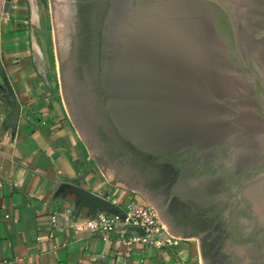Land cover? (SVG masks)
<instances>
[{
  "label": "water",
  "instance_id": "obj_1",
  "mask_svg": "<svg viewBox=\"0 0 264 264\" xmlns=\"http://www.w3.org/2000/svg\"><path fill=\"white\" fill-rule=\"evenodd\" d=\"M50 1L67 111L98 167L112 185L143 195L172 235L199 238L202 264H212L201 237L173 232L154 200L125 182L115 153L111 163L96 158L112 142L88 139L70 113V0ZM100 52L102 111L117 138L170 167V195L220 227L225 264H264V0H108ZM84 196L92 216L120 211Z\"/></svg>",
  "mask_w": 264,
  "mask_h": 264
},
{
  "label": "crops",
  "instance_id": "obj_2",
  "mask_svg": "<svg viewBox=\"0 0 264 264\" xmlns=\"http://www.w3.org/2000/svg\"><path fill=\"white\" fill-rule=\"evenodd\" d=\"M0 0V264H202L199 238L165 249L123 246L85 228L84 193L121 204L43 74L29 0ZM9 216V217H7ZM132 232H126L130 236Z\"/></svg>",
  "mask_w": 264,
  "mask_h": 264
},
{
  "label": "flooded vegetation",
  "instance_id": "obj_3",
  "mask_svg": "<svg viewBox=\"0 0 264 264\" xmlns=\"http://www.w3.org/2000/svg\"><path fill=\"white\" fill-rule=\"evenodd\" d=\"M68 3L70 16L68 12V16L63 17V22L68 31L64 40L67 80L75 104L69 105L70 113L77 120H83L87 126L85 134L88 139L91 137L94 142H101V139L109 138L112 142L100 147L101 152L98 150L96 158L103 155L108 160L107 157L110 158L115 153L116 161L112 165L121 172L126 171L125 178L128 177L130 182H125L154 200L170 229L178 234L201 237L207 260L212 264H225L218 244L220 227L203 212L194 211L172 197L170 191L175 178L174 172L171 170V173H164L158 167L160 164L148 162L123 143L114 134L103 114V97L98 88L99 61L108 0H70ZM107 162L111 163L110 160Z\"/></svg>",
  "mask_w": 264,
  "mask_h": 264
},
{
  "label": "built area",
  "instance_id": "obj_4",
  "mask_svg": "<svg viewBox=\"0 0 264 264\" xmlns=\"http://www.w3.org/2000/svg\"><path fill=\"white\" fill-rule=\"evenodd\" d=\"M111 202L120 209L119 213L98 212L96 216H90L86 220L85 228L101 235L104 240L118 234L123 246L135 247L140 244L165 249L177 244L176 238L169 235L160 215L151 204L135 199L125 204L117 199ZM128 231L132 232L130 236L125 235Z\"/></svg>",
  "mask_w": 264,
  "mask_h": 264
},
{
  "label": "rangeland",
  "instance_id": "obj_5",
  "mask_svg": "<svg viewBox=\"0 0 264 264\" xmlns=\"http://www.w3.org/2000/svg\"><path fill=\"white\" fill-rule=\"evenodd\" d=\"M29 1L31 5V10H29L30 11L29 19L33 23L32 30H33L35 46L36 47L38 46V48L40 49L41 56L43 57V74L45 75V80L49 84L50 90L53 92V94L58 99L60 104L66 110L70 124L73 125V127H75V129L80 134L77 126L75 125L70 115L68 114L63 96L60 69L58 63L59 62L58 53L56 47V39L54 37L55 29L53 24L51 1L50 0H29ZM83 142L87 147L88 151L90 152L84 139ZM113 187H118V186L113 185ZM133 193H135V196L137 198L135 200L142 203L150 204L149 201L140 193H136V192Z\"/></svg>",
  "mask_w": 264,
  "mask_h": 264
},
{
  "label": "trees",
  "instance_id": "obj_6",
  "mask_svg": "<svg viewBox=\"0 0 264 264\" xmlns=\"http://www.w3.org/2000/svg\"><path fill=\"white\" fill-rule=\"evenodd\" d=\"M145 160H147L148 162L150 161L149 158H145ZM150 162H151V161H150ZM158 167H159V168L161 169V171H163L164 173H165V172L171 173V172H170L171 169H170V167L167 166V165H161V166H158ZM173 180H175V178H174Z\"/></svg>",
  "mask_w": 264,
  "mask_h": 264
}]
</instances>
